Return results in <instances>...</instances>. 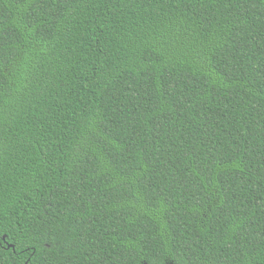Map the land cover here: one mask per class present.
Listing matches in <instances>:
<instances>
[{
  "label": "trees",
  "instance_id": "16d2710c",
  "mask_svg": "<svg viewBox=\"0 0 264 264\" xmlns=\"http://www.w3.org/2000/svg\"><path fill=\"white\" fill-rule=\"evenodd\" d=\"M0 264H264V0H0Z\"/></svg>",
  "mask_w": 264,
  "mask_h": 264
},
{
  "label": "water",
  "instance_id": "95a60500",
  "mask_svg": "<svg viewBox=\"0 0 264 264\" xmlns=\"http://www.w3.org/2000/svg\"><path fill=\"white\" fill-rule=\"evenodd\" d=\"M2 239L5 240V237H3ZM8 247L12 249L14 248L13 245H9Z\"/></svg>",
  "mask_w": 264,
  "mask_h": 264
}]
</instances>
